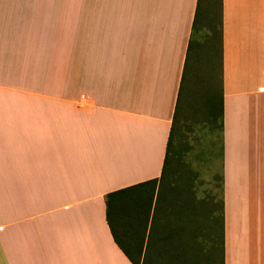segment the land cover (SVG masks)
<instances>
[{
    "label": "crops",
    "instance_id": "0c3cea01",
    "mask_svg": "<svg viewBox=\"0 0 264 264\" xmlns=\"http://www.w3.org/2000/svg\"><path fill=\"white\" fill-rule=\"evenodd\" d=\"M196 3L0 0V264H213L199 199L162 177ZM204 135L222 264H264V0H222L221 139Z\"/></svg>",
    "mask_w": 264,
    "mask_h": 264
},
{
    "label": "rangeland",
    "instance_id": "374dc122",
    "mask_svg": "<svg viewBox=\"0 0 264 264\" xmlns=\"http://www.w3.org/2000/svg\"><path fill=\"white\" fill-rule=\"evenodd\" d=\"M200 33V32H199ZM198 35V34H197ZM212 54L214 56V62L216 65L212 67L214 70V77H212V82H219V69L217 66V46H212ZM216 49V50H215ZM209 49L205 46L199 50H194L196 56H191V62L194 66V71L191 69V72L188 73V83L193 88L194 97L191 100V104L187 106L183 112V121L179 132L177 133V138L175 139L172 148L174 153L178 158L172 157L167 173L165 174V182H169L175 188L184 190L185 198H188L189 195L193 196L195 199H199V207L201 215L204 216L211 210H213L214 216L211 218L204 219V222L209 223V228L213 229L214 237L212 239L213 245H210V251L213 256V264H221V253L219 247H221L220 241L221 236L219 232L217 234L219 224V212H220V197H221V188H220V179L219 171L221 167L220 160V148L216 143L215 145V154L213 159L210 161L207 160V149L209 148V138L207 135H204L203 125L201 119L203 117V107L201 105L193 104L195 98L198 99L200 104V86L203 83V89L208 87L206 81L198 83L199 79H207L210 72V67L207 65ZM199 71V72H198ZM199 77V79H198ZM215 86V84H214ZM212 85V87H214ZM206 87V88H205ZM215 89V88H214ZM215 133V132H214ZM207 136V137H206ZM177 190V189H176ZM160 207L156 208L158 211ZM199 212V214H200ZM199 222L201 220L199 219ZM201 227V224H200ZM200 234L201 229H200ZM165 251V250H163ZM170 251V250H169ZM169 251L163 252V259L159 264H177V261L172 256ZM146 261L148 264H157L155 262V255L153 249L149 250L146 255ZM143 264H146L145 262Z\"/></svg>",
    "mask_w": 264,
    "mask_h": 264
},
{
    "label": "trees",
    "instance_id": "16d2710c",
    "mask_svg": "<svg viewBox=\"0 0 264 264\" xmlns=\"http://www.w3.org/2000/svg\"><path fill=\"white\" fill-rule=\"evenodd\" d=\"M200 32V33H199ZM198 34V35H197ZM217 46V66L219 69V82L216 88V82H212V77H214V70L212 67L216 65L214 62V56L212 54V46ZM209 49L208 61L207 65L210 67V78L206 83L208 87L203 89V83L200 86V104L198 103V99L195 98V102L193 107L196 105H201L203 107V117L201 119V123L203 125V129L205 133L214 134L218 130V137L221 139V130H222V0H197L195 12L193 16V21L191 25V31L189 35L187 50H186V62L184 66V71L182 75V79L180 82V87L178 90V97L176 102V107L173 114L172 124L170 127L168 143L166 147V155L164 161V173L162 177H165L167 173L169 163L172 157H177L174 153V149L172 148V144H174L175 139L177 138V133L179 132V127L181 122L183 121L184 116L183 112L185 106L188 104V89L186 86V72L188 69V64L191 59V56L194 54V50L199 51L203 47ZM216 50V49H215ZM215 84V86H214ZM212 85L214 87H212ZM215 88V89H214ZM190 93V92H189ZM194 97V94L191 95V100ZM191 104V103H190ZM188 104L187 106H189ZM216 141H210V146L214 145ZM211 148H208L207 153L212 154ZM221 182V177H220ZM222 189V187H221ZM221 199V197H220ZM187 202L192 203V200H195L193 196H189L186 198ZM186 202V203H187ZM199 202V201H198ZM196 203V200H195ZM222 199L220 200V212H219V224L217 234L219 232V236H221L220 244H222V233H223V215H222ZM214 216L213 210L208 212L206 215L201 217V233L207 234L213 233V229H210L209 223H205L204 219L211 218ZM214 237L213 234H211ZM211 261L213 263V256L211 254ZM222 264V261H221Z\"/></svg>",
    "mask_w": 264,
    "mask_h": 264
}]
</instances>
